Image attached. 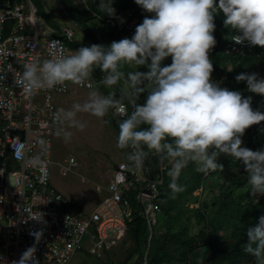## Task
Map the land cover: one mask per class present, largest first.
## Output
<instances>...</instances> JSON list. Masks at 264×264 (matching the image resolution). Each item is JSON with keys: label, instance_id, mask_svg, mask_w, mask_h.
<instances>
[{"label": "clouds", "instance_id": "clouds-1", "mask_svg": "<svg viewBox=\"0 0 264 264\" xmlns=\"http://www.w3.org/2000/svg\"><path fill=\"white\" fill-rule=\"evenodd\" d=\"M146 12L131 37H123L104 45H82L71 53L53 42L48 57L25 62L15 75V83L25 95L38 90L67 86L68 82L84 85L99 68L101 84L119 87L121 95L112 91H89L83 102L60 107L52 113L59 125L57 136L69 140L70 129L83 130V113L97 118L111 114L117 117L116 147L127 149L126 160L139 172L150 153L158 155L161 166L167 161L166 175L170 178L172 195L183 191L178 179L189 163L207 175L223 168L217 157L226 154L242 161L252 195H264V148L253 150L244 146L243 134L253 124L264 121V111L253 109L252 97L239 90L222 87L212 77L214 64L210 52L217 43L214 35L215 14H222L224 25L234 34L237 43L264 46V0H135ZM87 7V0H81ZM114 0H98L97 9L103 15L115 16ZM5 18L0 16V22ZM123 21V17H120ZM171 57L170 64L163 61ZM127 66L128 71L124 70ZM141 66L148 70H140ZM11 67V65L9 66ZM233 68L228 67L231 71ZM7 72L0 69V81ZM244 81L250 92L264 95V77L258 73L241 72L235 76ZM123 82V85H121ZM147 93L143 104L141 93ZM127 100V104L125 103ZM129 105L131 110L129 111ZM103 123H110L103 119ZM42 148L46 140L37 141ZM22 144L15 151L24 150ZM31 163L41 171L47 164L40 154ZM30 218L43 222L39 213ZM38 244L43 230L30 233ZM248 240L243 251L264 264V214L258 223L247 228ZM36 244L24 250L11 264H41L36 256Z\"/></svg>", "mask_w": 264, "mask_h": 264}, {"label": "built area", "instance_id": "built-area-1", "mask_svg": "<svg viewBox=\"0 0 264 264\" xmlns=\"http://www.w3.org/2000/svg\"><path fill=\"white\" fill-rule=\"evenodd\" d=\"M74 4L86 7L81 0H74ZM113 7L116 15L107 16L105 24L116 35L134 33L145 16L153 15L137 14L118 5ZM58 8L62 11L60 6ZM86 10L90 11L88 5ZM46 13L52 15L50 11ZM0 16L5 18L0 22V69L7 72L5 80L0 81V264H11L33 244H36V256L41 264H70L82 252L102 258L107 252L123 247L130 239L128 224L133 219V210L127 196L132 189L136 191V200L147 221L150 241L160 213L156 202L158 186L168 165L164 162L162 167L158 155L151 153L158 170L152 175L146 160L137 172L124 158L117 164L108 184L96 186L97 193L106 196L90 213L69 208L70 199L54 185L53 179L59 175L69 176L77 162L75 158H68L60 164L54 159V135L59 125L52 113L58 109L57 96L71 90H92L101 83L92 74L84 85L68 82L66 87L25 95L22 86L15 83V75L22 71L23 63L48 57L53 42L66 53L75 51L73 45L78 44L75 29L70 23L58 24L56 18L49 24L32 0H0ZM233 34L224 40L225 55L243 57L253 53L264 63V46H251L247 41L237 43L231 39ZM97 70L102 78V71ZM213 79L223 87L227 73ZM111 89L116 92V86ZM39 138L47 142L43 148L37 142ZM22 144L24 150L15 151ZM36 154L47 161L43 171L31 163ZM242 165L239 161V166ZM149 184L151 193L145 192ZM33 213L41 214L43 222L30 218ZM35 230H43L38 244L30 234Z\"/></svg>", "mask_w": 264, "mask_h": 264}, {"label": "trees", "instance_id": "trees-1", "mask_svg": "<svg viewBox=\"0 0 264 264\" xmlns=\"http://www.w3.org/2000/svg\"><path fill=\"white\" fill-rule=\"evenodd\" d=\"M88 8L85 13V21L100 17V21L104 22L107 15L99 12L97 6L92 3V0H88ZM113 5L116 4L114 0ZM125 8L123 6H120ZM93 13H92V12ZM137 14H148L145 10H135ZM40 13V12H39ZM40 15H42L40 13ZM43 16V15H42ZM46 19L49 24H53V15ZM68 17L71 20L75 18L69 13ZM220 19L221 28L226 29L229 34L234 30L224 25V17L222 14H218ZM76 22V21H75ZM112 33V40H119L120 38L131 37L132 34L116 35L114 30L107 26ZM86 36L89 42L104 44L98 37L90 30L85 28ZM214 35L217 40V45L210 52V57L214 64L213 73H227V81L223 87H228L231 90H239L244 96L252 97L253 109L264 111V95L250 92L247 89V84L244 81L237 82L235 76L241 72L258 73L260 77H264V63L261 62L253 53H249L243 57L227 56L224 53V42L218 39V33L215 31ZM86 45V44H84ZM82 46V44H75V49ZM164 64L171 63V57L166 58L163 61ZM233 68L231 71H227V67ZM140 70L147 71L148 69L141 66ZM93 74L101 80V73L96 69ZM100 83V82H99ZM123 85V82H121ZM98 87L105 88L102 84ZM112 90V89H111ZM112 92L119 97L121 95L119 87L116 86V92ZM138 103L143 104L145 100ZM117 117L110 115L108 119L114 129L119 131L117 124ZM244 146H247L253 150L264 148V121L259 124H253L245 130L243 134ZM124 153L126 158L127 149H120ZM151 154V153H150ZM148 156L149 160H146V164L150 167L151 174L157 173V164L153 158ZM217 162L223 165V168H218L215 171H210L207 175L198 172L194 163L182 170V173L178 179V183L183 185V191L178 192L175 196L172 195V190L169 188L170 178L166 175V171L163 172L162 184L158 186L159 196L156 199L162 212L167 217V226L165 231L157 236L154 243V250L151 252V241H149V230L147 221L142 215V207L136 200V191L131 190L128 193L127 200L133 210V219L128 224L129 238L134 242V246L130 248L123 261L119 264H132L133 259L137 256L144 255L143 264H197L201 257V253L198 252L202 247L212 251V257L210 264H255V258L250 254L243 251L245 243L248 240L247 228L249 226L258 223L260 215L264 214V195H261L254 200L251 198L252 194L248 193L247 196H239L233 198L231 193L233 192V186L244 185L245 171L240 169L237 171L239 161L234 160L232 157L221 154L217 157ZM167 164V161H165ZM244 165V164H243ZM245 166V165H244ZM168 167V166H167ZM166 167V168H167ZM219 175L224 178L223 191L221 193V200L219 207L217 208L215 215L210 218L207 214H202L201 217L206 224V229L200 230L198 233H190L187 224L186 210L183 208V198L185 196L193 195L196 193L204 180L210 176ZM248 197V198H247ZM68 207L76 211H82L80 204L70 199ZM221 231V234H214L210 231ZM227 231V232H226ZM230 239L235 242V247L230 250H225L220 242L222 240ZM150 242V243H149ZM148 250L147 260L145 261V254Z\"/></svg>", "mask_w": 264, "mask_h": 264}, {"label": "rangeland", "instance_id": "rangeland-1", "mask_svg": "<svg viewBox=\"0 0 264 264\" xmlns=\"http://www.w3.org/2000/svg\"><path fill=\"white\" fill-rule=\"evenodd\" d=\"M38 7L39 12L48 19L50 16L46 13L48 11L57 19L58 24H71L75 29L76 40L79 44L90 45L85 28L94 33L101 40H104L106 45L110 44L112 40V33L100 18L85 21L86 7L76 6L74 0H32ZM66 13L59 10V6ZM92 3L97 6L98 0H92ZM116 4L131 10H143L136 4L135 0H116ZM69 13L75 18L71 20ZM108 16V15H107ZM76 21V22H75ZM218 39L221 42L227 40L229 33L226 29H222L219 17L215 18ZM231 67V66H230ZM125 71L131 70L127 66L124 67ZM219 75V73H212V77ZM102 93H108L110 88L102 89L96 87ZM90 90H71L70 92L57 96L58 108H69L74 102H83ZM147 93H141L137 98L139 102L146 100ZM131 107L129 105V111ZM108 116L104 118H97L91 114L83 113L80 118L86 122V127L83 130L70 129L73 133L72 137L65 141L64 137L54 135V159L60 164L68 158H75L77 167L73 172L66 177L55 176L53 179L54 185L63 193L68 199L76 200L82 210L90 213L99 203V201L106 196V194H99L96 191V186H106L112 178L115 168L119 162L124 159V153L116 147V139L118 132L111 125L102 122L103 119H109ZM245 144V142H244ZM147 161L149 158L146 159ZM150 162V160H149ZM151 163V162H150ZM243 169L245 171V182L242 186H233L231 193L233 198L239 196H247L250 193L249 185L247 183V172L245 166H238L237 171ZM82 178L86 180L83 181ZM224 178L219 175H214L206 178L201 185L200 189L193 195L185 196L182 204L186 210L187 226L190 233H198L200 230L206 229V224L201 215L207 214L212 218L219 207L221 200V193L223 191ZM134 190V189H132ZM261 195H252L251 198L257 200ZM248 198V197H247ZM167 226V217L162 213L157 215V224L153 228V236L151 238L150 251L154 250V243L158 235L165 231ZM210 231L214 234H221V231ZM227 232V231H226ZM220 245L225 250H230L235 247V242L230 239L222 240ZM134 246V242L128 239L126 245L118 247L102 257L90 256L85 252L78 253L70 262V264H119L123 261L127 251ZM198 252L201 257L197 264H210L212 251L202 247ZM144 255L135 257L132 264H143Z\"/></svg>", "mask_w": 264, "mask_h": 264}, {"label": "water", "instance_id": "water-1", "mask_svg": "<svg viewBox=\"0 0 264 264\" xmlns=\"http://www.w3.org/2000/svg\"><path fill=\"white\" fill-rule=\"evenodd\" d=\"M62 12L66 13L65 10H62ZM145 192L147 193H151V187H150V184L147 186V188L145 189ZM147 255H148V250L145 254V261L147 260Z\"/></svg>", "mask_w": 264, "mask_h": 264}, {"label": "crops", "instance_id": "crops-1", "mask_svg": "<svg viewBox=\"0 0 264 264\" xmlns=\"http://www.w3.org/2000/svg\"><path fill=\"white\" fill-rule=\"evenodd\" d=\"M96 37H97V36H96ZM98 39H99L101 42L104 43V40L106 39V37H105L103 40H101L99 37H98Z\"/></svg>", "mask_w": 264, "mask_h": 264}]
</instances>
